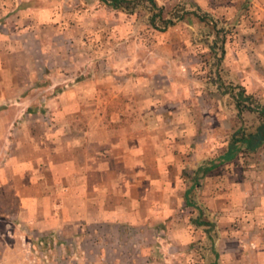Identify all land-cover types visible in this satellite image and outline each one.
<instances>
[{
  "label": "crops",
  "instance_id": "0c3cea01",
  "mask_svg": "<svg viewBox=\"0 0 264 264\" xmlns=\"http://www.w3.org/2000/svg\"><path fill=\"white\" fill-rule=\"evenodd\" d=\"M19 1L27 5L0 29V131L4 132L0 177L16 202L13 214L28 234L26 241L54 236L58 257L73 264H206L208 256L202 247L197 254L188 249L192 240H205L204 235L192 236L188 227H194L179 224L175 213L190 208L183 195L197 169L217 163L227 150L229 140L217 154H202L201 149L212 145L214 138L205 135L198 142L197 133L230 129L226 122L230 125L237 113L226 105L232 101L228 94L207 79L191 78L190 62L185 61L186 66L174 59L173 42L162 41L160 33L153 31L155 41L148 44H135L127 36L137 29L140 15L143 29L154 30L147 21L148 7L139 6L127 14L99 0H57L55 8L48 0ZM154 1L164 9L178 0ZM190 1L211 16L244 0ZM251 2L255 14L264 19V0ZM43 30L50 32L51 46ZM93 31L95 36L103 35L94 48L85 40ZM76 38L80 49L100 52L97 57L89 55L83 78L77 75L72 58L79 49ZM227 47L224 55L232 51ZM136 49L145 56L142 64L135 61ZM260 49L264 52V33ZM234 55L233 63L224 60L223 69L230 71V80L246 94L257 95L264 104V54L263 75L255 77L262 93L248 86L250 69L240 53ZM56 64L58 83L65 85L49 101H58L59 106H45L43 118H33L35 108L27 91L36 69ZM95 66L104 73L94 75ZM62 67H69L65 69L71 74L68 80L61 78ZM216 77L222 83L219 72ZM114 100L128 103H110ZM53 115L70 116L73 122L46 118ZM81 115L88 117L80 126L74 116ZM13 116L18 117L11 122ZM194 142L198 150L189 153ZM249 154L259 155V160L247 166L240 181H233L232 173L216 178L219 183L231 180L230 196L247 195L254 229L247 249H235L228 256L219 253V264H264V145ZM236 160L237 156L211 171ZM184 170L188 177L181 176ZM205 176L198 175L199 187L193 193ZM221 187L217 189L223 193ZM192 204L199 207L197 199Z\"/></svg>",
  "mask_w": 264,
  "mask_h": 264
},
{
  "label": "rangeland",
  "instance_id": "374dc122",
  "mask_svg": "<svg viewBox=\"0 0 264 264\" xmlns=\"http://www.w3.org/2000/svg\"><path fill=\"white\" fill-rule=\"evenodd\" d=\"M48 5L51 4L52 8L57 7V0H48ZM252 0H244L235 4L233 9H217L216 12L209 13L213 22L216 23L217 28H223L227 30L229 34L225 37V44L230 48V53L223 56L219 64H217V58L219 56V51L217 50L218 45L212 46V33L213 31L210 28V25L199 22L195 17L188 14L184 16L182 21H175L172 26L173 30H168L167 27L164 31L156 30H145L143 29L144 17L140 15V18H137L138 21L136 30L131 35V32H128L127 36L134 41L135 44H148L153 39V31L158 34L162 41L173 42V58L178 61L184 62L191 65L189 75L191 78L201 80L207 79L208 82L212 84L215 83V76L219 72V76L222 78V84L224 86L235 87L240 86L235 82L230 80V71L223 69L225 64L224 60L227 63H233V57L236 53H240L244 62L247 63L250 74L248 76L247 84L250 88H253L255 91L262 93L263 87L262 84L257 81V78H261L262 73V64H263V54L264 52L260 49V44L262 41V35L264 33V19L260 14H255L253 10ZM37 2H41L37 0ZM45 2V0H42ZM25 3L19 0H3L1 5L3 6L2 14L0 13V29L3 24H6L7 20H11L12 17H18L19 13L23 9H20ZM37 4V3H36ZM40 4V3H39ZM213 5V1H211ZM27 5V4H25ZM181 11L184 12H196L198 15L203 13L199 11L195 4L190 0H178L172 6L167 5L164 8L165 13L173 12V15L176 16L180 14ZM7 19V20H6ZM11 24L15 22L10 21ZM15 25V24H14ZM170 26V27H172ZM156 28L160 29L161 24L156 23ZM47 39V45L51 46L53 41L50 40V32L43 30L41 32ZM94 31L85 38L86 44L92 46L93 48L103 41V35H94ZM84 39V38H83ZM75 44L79 49L73 52L72 58L77 64V75L80 78H83L87 74L86 70V60L89 58V55L93 54L96 57L100 56V52L85 51L80 49V39L74 40ZM90 55V56H91ZM135 61L141 63L144 59L143 52L139 49L134 51ZM186 61V63H185ZM187 66V65H186ZM65 69L68 70L69 67H62L60 74H62V80H68L70 73L65 72ZM94 75L103 74V70L95 66ZM56 71V73L54 72ZM59 74V73H58ZM73 75V74H72ZM20 76V74H19ZM35 80L33 85L29 88L27 92H31V105L35 108V113L33 118L41 119L43 118V113L45 106L53 107L59 106V102L56 101L52 103L49 101V98L57 95V89L60 92L63 89L65 83H58L57 79V64L53 67H39L35 72ZM195 76V77H194ZM236 80V76H233ZM232 79V78H231ZM68 84V81H66ZM180 82V81H179ZM263 89V90H262ZM245 90V89H244ZM234 92H237V89L234 88ZM254 95V94H253ZM44 97V98H43ZM255 100L260 104L261 99L255 95ZM128 103L126 100H114L110 103L115 105L121 103ZM133 101H130L129 104H132ZM227 106H231L235 111L232 101H228ZM264 105V104H263ZM22 105H18V108H21ZM2 108H5V106ZM19 116V115H18ZM11 118L17 120L16 117ZM68 117V118H67ZM75 121L78 125H82L86 122L85 115L74 116ZM96 116H94V119ZM107 118H114V116L107 115ZM133 115H126L125 118H132ZM0 117V122H1ZM46 118H52L53 121L57 123H67L73 122V119L70 116H46ZM228 122V121H227ZM226 127L233 129L232 133L235 132L239 127H244L246 130H251L258 124L257 116L253 113H248L247 111H242L240 120H232V123H227ZM237 125V129L234 130V127ZM230 129L215 131V132H199L197 133L198 142L203 140V137L206 135H211L214 140L208 147L201 149L202 154L210 156L212 153L217 154L224 148L225 144L221 145L227 140H230L232 135ZM4 135L3 131H0V140ZM218 142V143H217ZM189 153L195 152L198 150L197 145L191 143L189 147ZM215 152V153H214ZM3 153V149L0 147V156ZM257 154H238L237 159L234 162L222 165L221 168L210 171L206 174L205 180L201 182L200 189L195 193H192L190 196V201L194 203V200L197 199L199 202V207L193 206L184 210V207L179 208L178 212L175 213V220L179 224H191L194 228L200 229L201 232H197L192 227H188V230L191 232L192 236H197L198 234L204 235L203 241H194L192 240L189 244V250L197 254L198 247H202L203 251L207 253L208 259L206 264H219L217 260L219 259V253L222 256L233 253L235 249H238L244 252L249 246L247 240L252 235L253 221L249 216L250 203L247 201V195L244 194H233L230 196L228 194V188L231 185V180L224 178L220 181L216 179L217 176H224L226 173H232L234 180L240 181L241 177H244L242 172H247L249 165L256 164L259 160ZM1 164V162H0ZM263 164V163H262ZM189 168H192L189 167ZM173 173L170 172L169 175ZM189 173L183 171L181 176L188 177ZM249 178V177H248ZM172 179V177H171ZM187 181V179L185 180ZM4 178L0 177V264H73L71 261L59 258L57 255V238L54 236H41L40 243L39 239L31 240L30 243L26 241L25 237L28 236L26 230L22 227L17 217H14L13 212L16 209V202L9 194L6 192V186H4ZM219 184L222 186L220 191H218ZM3 185V186H2ZM199 187V185H198ZM197 187V189H198ZM225 191V192H224ZM180 209L182 211L180 212ZM251 225V226H250ZM219 240L217 246L214 247V242ZM228 258V257H227ZM229 259V258H228ZM84 263V261H83ZM101 263V262H100ZM222 264V263H221Z\"/></svg>",
  "mask_w": 264,
  "mask_h": 264
},
{
  "label": "trees",
  "instance_id": "16d2710c",
  "mask_svg": "<svg viewBox=\"0 0 264 264\" xmlns=\"http://www.w3.org/2000/svg\"><path fill=\"white\" fill-rule=\"evenodd\" d=\"M99 2L113 10H122L127 14L133 13V11L139 6L148 7L149 12L151 13L147 20L148 24L152 29L159 32L172 26L175 21L183 20L184 16L190 14L199 22H204L210 25V28L213 31L211 35L213 39L212 46L218 45L217 50L219 51V56L217 58V64H219L224 56L225 37L229 34V32L223 28H217V25L213 22L211 16L206 13H203L200 16L196 14V12L181 11L180 14H177L176 16L173 15V12L165 13V16H163L164 9L162 7H158L154 0H99ZM156 23L161 24L160 29L156 28ZM215 83L217 84V87L223 88V93L228 94L229 98L232 100L234 108L236 109L237 118L239 120L241 118L242 111H247L248 113H253L257 116L258 124L251 130L239 127L230 136L227 150L222 156L217 158V163L211 162L208 163V166L197 169L195 176L191 179V187L188 190H185L183 195L184 204L190 207L193 206L190 201V196L198 186V175L203 177L213 168L225 162L231 161L238 154L253 153L264 145V105L257 102L251 94H246L241 86L227 88V86H223L218 77H216ZM234 88L237 89V92H234Z\"/></svg>",
  "mask_w": 264,
  "mask_h": 264
}]
</instances>
